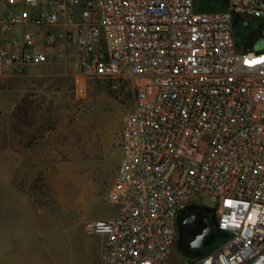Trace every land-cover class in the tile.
Segmentation results:
<instances>
[{
  "label": "built area",
  "instance_id": "1",
  "mask_svg": "<svg viewBox=\"0 0 264 264\" xmlns=\"http://www.w3.org/2000/svg\"><path fill=\"white\" fill-rule=\"evenodd\" d=\"M214 3L0 0V79L60 64L77 96L133 91L106 195L117 214L84 223L106 237L91 264H167L180 215L205 202L223 241L184 264H264V0Z\"/></svg>",
  "mask_w": 264,
  "mask_h": 264
},
{
  "label": "rangeland",
  "instance_id": "2",
  "mask_svg": "<svg viewBox=\"0 0 264 264\" xmlns=\"http://www.w3.org/2000/svg\"><path fill=\"white\" fill-rule=\"evenodd\" d=\"M222 4L216 0L215 11H222ZM255 29L256 24L250 22L243 38ZM69 74L67 66L53 64L0 79V173L14 175L12 184L28 192L46 211L57 210L63 189L73 187L78 174L85 173L81 179L94 185L100 184V178L107 184L121 158L119 132L133 100L131 86L123 81L112 82L109 90L90 83L86 94L77 96ZM22 99L29 103L28 118L17 122L12 113ZM97 165L107 168L101 177L87 173ZM39 173L43 180L31 183ZM31 184L36 194H29ZM203 206L213 209L216 204L205 202ZM181 234L178 223L167 264H184L223 241L216 237L196 253H189L182 250Z\"/></svg>",
  "mask_w": 264,
  "mask_h": 264
},
{
  "label": "crops",
  "instance_id": "3",
  "mask_svg": "<svg viewBox=\"0 0 264 264\" xmlns=\"http://www.w3.org/2000/svg\"><path fill=\"white\" fill-rule=\"evenodd\" d=\"M4 40L0 37V44ZM106 169L97 165L87 173L101 177ZM115 169L106 185L102 178L94 185L81 179L85 173L78 174L73 187L64 186L57 210L47 211L12 184L14 175L0 173V264H91L103 252L106 237L88 235L84 223L115 218L117 207L106 200ZM43 177L35 175L31 183Z\"/></svg>",
  "mask_w": 264,
  "mask_h": 264
},
{
  "label": "flooded vegetation",
  "instance_id": "4",
  "mask_svg": "<svg viewBox=\"0 0 264 264\" xmlns=\"http://www.w3.org/2000/svg\"><path fill=\"white\" fill-rule=\"evenodd\" d=\"M206 222H210L214 226L215 213L212 209L206 208L203 205L189 206L180 215L178 223L182 229L180 238L183 241L182 250L184 252L196 253L197 251L201 250V248L206 245L209 240L217 237L216 231L214 229V231L205 237L204 244L200 249L191 247V242L206 228Z\"/></svg>",
  "mask_w": 264,
  "mask_h": 264
},
{
  "label": "trees",
  "instance_id": "5",
  "mask_svg": "<svg viewBox=\"0 0 264 264\" xmlns=\"http://www.w3.org/2000/svg\"><path fill=\"white\" fill-rule=\"evenodd\" d=\"M216 1V0H215ZM222 10L225 7V0H222ZM215 10V6L213 7ZM259 30L253 32L248 38H247V45L248 46H253L254 42L257 39V36L259 34ZM99 84V83H97ZM102 88H105V90H109V88L111 87V83H104V84H99ZM29 105V103L27 102L26 99H22L21 102L17 105V107L15 108L14 112L12 113V118L15 119V121H19V119H21V121H26V119L28 118V114H27V106ZM39 175H41V173H39ZM39 181H36L34 184H37ZM32 189H36L35 185L32 186ZM217 237H222L220 233L216 232ZM202 255V254H201Z\"/></svg>",
  "mask_w": 264,
  "mask_h": 264
},
{
  "label": "water",
  "instance_id": "6",
  "mask_svg": "<svg viewBox=\"0 0 264 264\" xmlns=\"http://www.w3.org/2000/svg\"><path fill=\"white\" fill-rule=\"evenodd\" d=\"M255 48L256 50L264 49V33L260 34ZM212 231H214V226L210 222H206V228L191 242V247L195 249H200L204 244L205 237L209 235Z\"/></svg>",
  "mask_w": 264,
  "mask_h": 264
}]
</instances>
